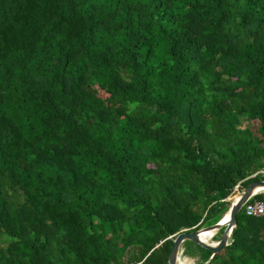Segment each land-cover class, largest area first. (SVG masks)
Here are the masks:
<instances>
[{"label":"trees","instance_id":"trees-1","mask_svg":"<svg viewBox=\"0 0 264 264\" xmlns=\"http://www.w3.org/2000/svg\"><path fill=\"white\" fill-rule=\"evenodd\" d=\"M261 179L264 0H0V264H168Z\"/></svg>","mask_w":264,"mask_h":264},{"label":"water","instance_id":"water-1","mask_svg":"<svg viewBox=\"0 0 264 264\" xmlns=\"http://www.w3.org/2000/svg\"><path fill=\"white\" fill-rule=\"evenodd\" d=\"M262 188H264V179L251 181L247 185V187H245L239 193L236 200H233V202L231 203L230 208L228 209V213H229L228 221H223V217H222L218 222L214 224L203 226L192 231H188L187 228H183L178 233H176L173 239V244L171 246V252L168 259V264H178L179 252L181 250L180 248L183 242L186 240H190L210 250L212 253L211 256H213L220 249L225 247L229 243V239L235 229L236 214L240 211V209L243 207L245 202L248 201L252 196L257 194L258 192H260ZM221 228H223V231L221 233L219 240H217L215 244L208 243L207 241H204L200 237V234L203 231L215 230V232H217Z\"/></svg>","mask_w":264,"mask_h":264},{"label":"rangeland","instance_id":"rangeland-1","mask_svg":"<svg viewBox=\"0 0 264 264\" xmlns=\"http://www.w3.org/2000/svg\"><path fill=\"white\" fill-rule=\"evenodd\" d=\"M239 195V194H238ZM233 199H234V195H232L231 197H230V202L232 203L233 202ZM235 200V199H234ZM228 212V211H227ZM223 228H221V230H222ZM221 230H218L216 233H215V235L214 236H212V241H214L215 243H216V241L217 240H219V238H220V236H221ZM210 237V235H208L206 238H204V241H207L208 243H210V241H209V238ZM181 250H180V252H179V257H178V259H181L182 261H184V260H188L190 263L189 264H199V263H201L202 262V260L205 258V255H201V258L199 257V256H188V255H186V254H184L183 253V249H184V247H183V244L181 245V248H180ZM182 251V252H181ZM196 252V250L195 249H193V248H191V247H189V249H188V251H187V253H190V254H194Z\"/></svg>","mask_w":264,"mask_h":264},{"label":"built area","instance_id":"built-area-1","mask_svg":"<svg viewBox=\"0 0 264 264\" xmlns=\"http://www.w3.org/2000/svg\"><path fill=\"white\" fill-rule=\"evenodd\" d=\"M238 186L236 185L234 188V191L232 192L233 195H238L239 191H238ZM263 191V190H261ZM260 191V192H261ZM238 193V194H237ZM234 195V196H235ZM244 206V212L247 215H251V216H260V215H264V201L262 200H254V201H246ZM182 252V251H181Z\"/></svg>","mask_w":264,"mask_h":264},{"label":"bare ground","instance_id":"bare-ground-1","mask_svg":"<svg viewBox=\"0 0 264 264\" xmlns=\"http://www.w3.org/2000/svg\"><path fill=\"white\" fill-rule=\"evenodd\" d=\"M261 190H264V188H262ZM236 200V199H235ZM226 217L229 219V213H227L224 217H223V221H228V219H226ZM215 230H207V231H203L200 234V237L204 240V238H206L208 235H210V237H212L213 235H215ZM178 264H180V259H178Z\"/></svg>","mask_w":264,"mask_h":264},{"label":"snow or ice","instance_id":"snow-or-ice-1","mask_svg":"<svg viewBox=\"0 0 264 264\" xmlns=\"http://www.w3.org/2000/svg\"><path fill=\"white\" fill-rule=\"evenodd\" d=\"M226 219H228V218L226 217Z\"/></svg>","mask_w":264,"mask_h":264},{"label":"clouds","instance_id":"clouds-1","mask_svg":"<svg viewBox=\"0 0 264 264\" xmlns=\"http://www.w3.org/2000/svg\"><path fill=\"white\" fill-rule=\"evenodd\" d=\"M264 191V190H263Z\"/></svg>","mask_w":264,"mask_h":264}]
</instances>
